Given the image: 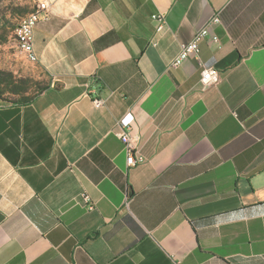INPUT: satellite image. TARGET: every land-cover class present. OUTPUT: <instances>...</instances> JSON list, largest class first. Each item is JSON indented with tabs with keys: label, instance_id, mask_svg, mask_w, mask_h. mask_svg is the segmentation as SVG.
<instances>
[{
	"label": "crops",
	"instance_id": "0c3cea01",
	"mask_svg": "<svg viewBox=\"0 0 264 264\" xmlns=\"http://www.w3.org/2000/svg\"><path fill=\"white\" fill-rule=\"evenodd\" d=\"M38 2L44 89L0 95V264H264V0ZM217 13L205 88L171 62Z\"/></svg>",
	"mask_w": 264,
	"mask_h": 264
},
{
	"label": "built area",
	"instance_id": "2783aa9c",
	"mask_svg": "<svg viewBox=\"0 0 264 264\" xmlns=\"http://www.w3.org/2000/svg\"><path fill=\"white\" fill-rule=\"evenodd\" d=\"M48 6L44 2H38L34 8L32 16L29 18H22V26L19 28L14 39L17 48L26 57H37L34 49L33 37L34 29L39 20L47 14ZM153 19L157 22V31L161 32L166 25V17L162 12H156L153 14ZM222 21L219 13L213 15L207 23L200 27L193 38L181 46L180 52L173 58L171 65L180 66L186 59L191 56L196 57L199 61L201 68V83L205 88L216 86L221 81V75L219 70L214 67L205 65L200 59L201 43L208 37H212V40L217 42L219 37L211 33V27L220 24ZM97 102L100 103V100ZM119 125L123 128V131L119 133L120 139L124 143L125 150L127 152V164L128 166H136L137 164L144 162L145 158L141 154L140 144L136 142L132 136V130L135 125V115L132 111L127 112L120 120ZM83 199L89 210L95 209V204L88 194H83ZM128 204V202H127Z\"/></svg>",
	"mask_w": 264,
	"mask_h": 264
},
{
	"label": "rangeland",
	"instance_id": "374dc122",
	"mask_svg": "<svg viewBox=\"0 0 264 264\" xmlns=\"http://www.w3.org/2000/svg\"><path fill=\"white\" fill-rule=\"evenodd\" d=\"M35 5V0H0V72L11 77L19 89L5 88L1 93L9 98L32 95L46 82L43 73L17 48L13 33L20 18Z\"/></svg>",
	"mask_w": 264,
	"mask_h": 264
},
{
	"label": "trees",
	"instance_id": "16d2710c",
	"mask_svg": "<svg viewBox=\"0 0 264 264\" xmlns=\"http://www.w3.org/2000/svg\"><path fill=\"white\" fill-rule=\"evenodd\" d=\"M1 26H0V30H1ZM2 39V34L0 32V40ZM18 85L15 84V81L11 78L8 77L7 74L0 72V95H4L1 92L5 89V88H10L11 90L14 91H18L19 89H17ZM44 88H40L37 91H42ZM46 89V88H45ZM11 100H16V101H23V102H29L33 99V95L31 94H27L26 96L20 97V98H10Z\"/></svg>",
	"mask_w": 264,
	"mask_h": 264
},
{
	"label": "bare ground",
	"instance_id": "6f19581e",
	"mask_svg": "<svg viewBox=\"0 0 264 264\" xmlns=\"http://www.w3.org/2000/svg\"><path fill=\"white\" fill-rule=\"evenodd\" d=\"M32 13H33V9L30 12H28L27 14L23 15L22 17L20 16L21 18H20L19 22L17 23V25H16V27L14 29V32H13L14 35L17 34L19 28L22 26V18H29V17L32 16ZM27 59H28V57H27ZM29 60L30 61H36L37 58L36 57H29Z\"/></svg>",
	"mask_w": 264,
	"mask_h": 264
}]
</instances>
